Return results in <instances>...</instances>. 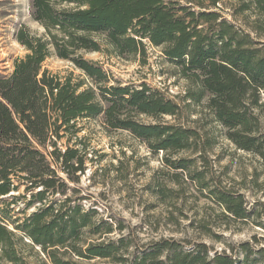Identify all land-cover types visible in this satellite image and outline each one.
I'll use <instances>...</instances> for the list:
<instances>
[{
    "label": "trees",
    "instance_id": "16d2710c",
    "mask_svg": "<svg viewBox=\"0 0 264 264\" xmlns=\"http://www.w3.org/2000/svg\"><path fill=\"white\" fill-rule=\"evenodd\" d=\"M237 11H252L242 25L226 16L221 0H33L34 17L45 32L31 34L24 28L18 40L28 53L15 61L9 75L0 76V243L2 257L17 261L14 238L19 230L32 246H40L45 264H78L74 256L110 258L122 264H264V248L241 244L243 258L226 252L210 256L205 245L185 250L175 240H160L152 248L124 263V238L98 240L82 248L71 237L82 240L83 229L93 226L100 239L112 232L106 222L91 224L90 213L79 206L66 208L44 202L47 195L61 192L58 169L73 165L74 155H58L61 130L71 121L104 113L108 124L133 132L153 148L179 150L197 143L201 135L193 128L174 123H141L124 109L153 116L176 115L179 104L147 84L105 87L102 99L92 87L81 89L70 76L61 77L43 68L55 54L74 62L89 76L102 78L103 69L84 58L82 51H100V38L118 55L146 56V41L158 46L179 74L189 82L186 97L205 106L226 135L239 148L258 154L264 161V45L252 35L264 30V0H239ZM103 100L107 101L105 105ZM213 143L206 138L204 146ZM49 155L52 157L49 158ZM62 159V160H61ZM61 163V164H59ZM179 166L186 167L185 160ZM37 188L27 208L36 209L22 222L9 212L17 195ZM228 211L246 216L241 202L232 194L218 192ZM72 210V211H71ZM12 225L14 229L8 227Z\"/></svg>",
    "mask_w": 264,
    "mask_h": 264
},
{
    "label": "rangeland",
    "instance_id": "374dc122",
    "mask_svg": "<svg viewBox=\"0 0 264 264\" xmlns=\"http://www.w3.org/2000/svg\"><path fill=\"white\" fill-rule=\"evenodd\" d=\"M239 0H221L225 14L242 25L246 14L249 20L257 18L252 11H237ZM24 28L31 34L42 35L44 25L35 19L33 0H0V76L14 70L15 61L24 57L28 49L18 40V32ZM256 39L263 42L264 30ZM100 38V51H82L84 58L99 65L105 76H89L74 62L53 54L43 64L53 74L70 76L81 89L92 87L102 99L105 87H141L142 84L158 89L179 104L176 115L153 116L124 109L141 123H174L193 128L201 135L197 143L179 150L153 148L151 142L124 128L108 124L104 113L77 118L61 130L58 155H74L73 165L58 169L61 176V192L47 195L44 202L55 206H79L90 213L91 224L106 222L112 232L99 234L93 226L83 229L82 240L73 237L82 248L89 243L105 239L117 241L124 238V258L131 262L148 252L160 240H175L185 250L195 245H205L210 256L226 252L235 259L243 258L241 244L249 243L253 249L264 248V161L251 151L239 148L227 135V128L216 121L206 108V101L195 103L186 97L189 82L179 74V66L166 58L160 47L146 41L147 54L118 55ZM109 95V94H108ZM105 105L106 100L101 101ZM206 138L211 145L204 146ZM49 158L52 157L49 155ZM62 160V159H61ZM185 160L186 167L179 166ZM61 164V163H59ZM24 187L13 192L17 195L8 212L22 222L37 205L27 208L33 193ZM33 192V193H32ZM218 192L232 194L246 210L245 217L228 211L220 201ZM0 201L5 206L12 200L9 195ZM72 211V210H71ZM9 228L14 229L10 224ZM16 232L17 261L4 264H45L40 246H32L21 231ZM0 243V257L3 254ZM78 264H122L110 258L74 256Z\"/></svg>",
    "mask_w": 264,
    "mask_h": 264
}]
</instances>
